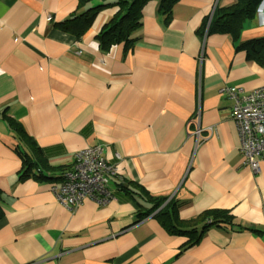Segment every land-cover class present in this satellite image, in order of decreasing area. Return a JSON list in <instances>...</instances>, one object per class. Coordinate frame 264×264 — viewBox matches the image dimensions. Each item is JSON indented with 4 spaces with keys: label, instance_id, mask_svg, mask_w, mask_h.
Masks as SVG:
<instances>
[{
    "label": "crops",
    "instance_id": "0c3cea01",
    "mask_svg": "<svg viewBox=\"0 0 264 264\" xmlns=\"http://www.w3.org/2000/svg\"><path fill=\"white\" fill-rule=\"evenodd\" d=\"M232 2L178 0L165 21L150 0L130 46L101 48L115 6L75 37L60 23L88 8L78 0H0V264H264V156L259 172L244 163L232 100L220 91L264 85V60L201 30ZM255 37H264L262 7L240 33ZM31 141L52 177L80 149L99 145L112 162L117 147L111 196L62 207L51 190L58 179L20 177L17 150ZM153 198L173 200L180 220L216 208L235 223L208 226L184 248L187 237L161 224Z\"/></svg>",
    "mask_w": 264,
    "mask_h": 264
},
{
    "label": "trees",
    "instance_id": "16d2710c",
    "mask_svg": "<svg viewBox=\"0 0 264 264\" xmlns=\"http://www.w3.org/2000/svg\"><path fill=\"white\" fill-rule=\"evenodd\" d=\"M93 1L95 0H78L77 8H82L85 5H88V8L73 12L60 23L61 27L75 37H80L91 26L98 11L103 7L115 6L117 7L116 13L103 24L97 34L99 45L101 48H107L123 42L126 47L130 46L134 39L132 34L141 24L142 9L150 0H98V4L89 6V3ZM156 1L159 12L164 16L165 21H168L172 8L178 0ZM262 2L264 16V0H233L229 5L216 6L208 24L204 22L201 30L207 29L208 34L212 32L226 34L231 38L236 49L245 52L246 58L264 60V37H255L247 41L240 40L241 30L255 16L257 8ZM5 119L19 139H23L25 142L31 140L15 119L9 116H6ZM30 146L32 148L30 147L29 152L17 150L22 161L20 177L32 175L38 179H52L53 181L58 179L60 181L62 174L52 177L38 167L42 163V153L33 141L30 142ZM154 200H156L153 208L156 210L154 215L158 217L161 224L170 232L187 237L184 248L196 244L208 226L228 227L235 223L229 210L216 208L206 209L195 217L180 220L177 217V204L173 200L166 198H155Z\"/></svg>",
    "mask_w": 264,
    "mask_h": 264
},
{
    "label": "built area",
    "instance_id": "2783aa9c",
    "mask_svg": "<svg viewBox=\"0 0 264 264\" xmlns=\"http://www.w3.org/2000/svg\"><path fill=\"white\" fill-rule=\"evenodd\" d=\"M231 100L230 116L238 135V150L254 172H259L258 157L264 156V85L244 92L241 87L224 86L220 89ZM200 128L195 132L197 136ZM122 151L113 149V161L102 156V147L88 146L74 154L72 165L62 173L59 183L51 185L57 202L72 210L85 198L104 203L111 196L109 183L117 175L116 161Z\"/></svg>",
    "mask_w": 264,
    "mask_h": 264
},
{
    "label": "water",
    "instance_id": "95a60500",
    "mask_svg": "<svg viewBox=\"0 0 264 264\" xmlns=\"http://www.w3.org/2000/svg\"><path fill=\"white\" fill-rule=\"evenodd\" d=\"M260 5H261V7H262V5H263V2H262ZM260 5H259L258 9H261Z\"/></svg>",
    "mask_w": 264,
    "mask_h": 264
},
{
    "label": "rangeland",
    "instance_id": "374dc122",
    "mask_svg": "<svg viewBox=\"0 0 264 264\" xmlns=\"http://www.w3.org/2000/svg\"><path fill=\"white\" fill-rule=\"evenodd\" d=\"M263 6V5H262ZM260 7H261V5H260Z\"/></svg>",
    "mask_w": 264,
    "mask_h": 264
}]
</instances>
